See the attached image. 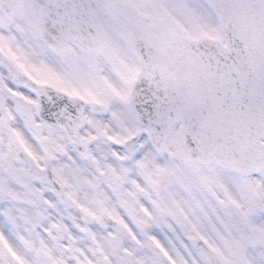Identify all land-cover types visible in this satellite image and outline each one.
Segmentation results:
<instances>
[{
    "label": "snow or ice",
    "instance_id": "snow-or-ice-1",
    "mask_svg": "<svg viewBox=\"0 0 264 264\" xmlns=\"http://www.w3.org/2000/svg\"><path fill=\"white\" fill-rule=\"evenodd\" d=\"M0 264H264V0H0Z\"/></svg>",
    "mask_w": 264,
    "mask_h": 264
}]
</instances>
